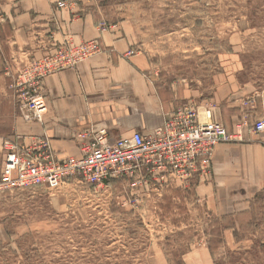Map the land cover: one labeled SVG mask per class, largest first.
Returning <instances> with one entry per match:
<instances>
[{
    "label": "rangeland",
    "instance_id": "1",
    "mask_svg": "<svg viewBox=\"0 0 264 264\" xmlns=\"http://www.w3.org/2000/svg\"><path fill=\"white\" fill-rule=\"evenodd\" d=\"M70 2L75 3L72 15L87 9L104 22L126 21L137 30L148 59L144 72L159 93L183 97L178 105L188 99L210 101L224 68L238 80L248 78L254 92L242 96L229 124L241 125L243 140L253 133L254 119L264 109V0ZM7 21L0 14V133L10 136L22 105L14 76L4 71L30 68L52 50L81 42L64 41L44 56L16 54L22 58L15 59L7 56L15 52L6 42ZM104 22L98 21L100 31ZM250 98L259 99L253 108L245 103ZM212 101L218 113L219 102ZM217 113L214 118L226 127ZM2 160L0 154V168ZM202 180L194 176L187 184L159 185L129 175L110 178L104 189L77 179L52 191L0 189V264H176L179 259L185 264H264V193L255 195L250 213L236 219L238 237L223 235L232 220L209 213L196 199L194 186Z\"/></svg>",
    "mask_w": 264,
    "mask_h": 264
},
{
    "label": "crops",
    "instance_id": "2",
    "mask_svg": "<svg viewBox=\"0 0 264 264\" xmlns=\"http://www.w3.org/2000/svg\"><path fill=\"white\" fill-rule=\"evenodd\" d=\"M57 1H4L0 14L5 15L7 24L11 25L6 42L15 51L7 56L41 57L64 41L79 43L93 38L98 40L100 51L72 68L50 73L43 79L46 112L38 120L32 111L20 106L10 136L0 133L2 157L5 138H15L24 145L45 140L56 157L77 156L80 152L74 136L78 131L105 126L114 137L127 136L134 131L149 133L160 126L173 109L190 101L198 105L201 114L206 109L205 104L210 103L213 118L217 112L212 100L221 103H218L217 117L226 123L229 132L234 130L235 123L229 122L237 116V104L243 95L254 92L248 78L241 75L238 80L231 68L230 71L224 68L214 83L210 101L196 98L178 105L181 102L178 103V99L183 97L159 93L144 72L148 59L138 45L137 30L126 21L104 22L87 9L77 17L70 11L75 3L65 0L66 4L61 7ZM99 20L109 28L100 31ZM237 70L241 72L243 67ZM3 74L10 76L6 71ZM261 107L258 103V111ZM262 109L259 115L264 112ZM261 137V134L250 133L243 141L218 144L211 157V173L194 186L196 199L202 201L209 213H220L223 220L231 218L223 235L228 232L234 236L239 217L251 212L257 193H264ZM2 163L3 160L1 167Z\"/></svg>",
    "mask_w": 264,
    "mask_h": 264
},
{
    "label": "built area",
    "instance_id": "3",
    "mask_svg": "<svg viewBox=\"0 0 264 264\" xmlns=\"http://www.w3.org/2000/svg\"><path fill=\"white\" fill-rule=\"evenodd\" d=\"M106 27L102 24L101 30ZM98 51V40L88 39L54 49L49 57L32 63L30 68L9 72L14 76L21 105L41 120L47 108L42 94L43 79L50 73L76 66ZM245 103L253 108L256 99L250 98ZM205 107L201 114L195 102L184 103L149 133L134 131L114 137L105 126L78 131L74 136L80 152L77 156L56 157L45 140L24 145L15 138H5L0 189L42 187L52 191L70 179L104 189L110 178L129 175L159 185L187 184L194 176L205 179L211 173L215 147L243 140L239 123L229 132L213 118L211 104L206 103ZM251 129L262 135L264 144V112L254 119Z\"/></svg>",
    "mask_w": 264,
    "mask_h": 264
},
{
    "label": "trees",
    "instance_id": "4",
    "mask_svg": "<svg viewBox=\"0 0 264 264\" xmlns=\"http://www.w3.org/2000/svg\"><path fill=\"white\" fill-rule=\"evenodd\" d=\"M219 222H220V220H216V221H214L213 223H214V224H218ZM233 234H234V236H237V233H236L235 230L233 231ZM237 237H238V236H237ZM221 242H223V241H221ZM209 249H210V253H211V255H213V254H212V249H211L210 246H209ZM176 264H185V263L183 262L182 259H179V260L176 261Z\"/></svg>",
    "mask_w": 264,
    "mask_h": 264
}]
</instances>
